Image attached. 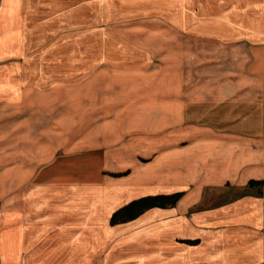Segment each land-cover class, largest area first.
<instances>
[{
  "label": "crops",
  "instance_id": "1",
  "mask_svg": "<svg viewBox=\"0 0 264 264\" xmlns=\"http://www.w3.org/2000/svg\"><path fill=\"white\" fill-rule=\"evenodd\" d=\"M48 14H165L157 26L172 38L167 60L181 68L168 71L166 91L147 92L161 138L144 151L150 162L132 161L113 209L110 188L101 199L78 184L64 200L62 189L36 183L21 196L33 167L9 154L13 162L0 166V264H264V0H0V60L15 56L27 26H48L40 17ZM13 89L20 93L0 87L8 102L0 107H14ZM123 95L121 110L140 108L136 94ZM133 124L125 132L138 131ZM177 193L173 208L111 224L134 201Z\"/></svg>",
  "mask_w": 264,
  "mask_h": 264
},
{
  "label": "rangeland",
  "instance_id": "2",
  "mask_svg": "<svg viewBox=\"0 0 264 264\" xmlns=\"http://www.w3.org/2000/svg\"><path fill=\"white\" fill-rule=\"evenodd\" d=\"M40 17L48 26H27L24 34L20 30L24 38L16 44L15 56L0 60V87L10 84L21 89L20 93L13 89L18 98L14 107H0V166L10 165L13 161L8 156L16 152V160L33 167L32 184L18 192L21 196L36 183H47L62 189L65 200L79 184L95 187L101 199L112 192L113 209L122 198V183L132 174V161L150 162L146 158L150 151H144L161 138L151 132L147 92L157 87L166 91L168 71L181 68L167 60L165 40L172 38L166 26H157L169 16ZM88 22L92 26H84ZM93 34L100 37L89 43L88 36ZM103 40L109 44L103 45ZM89 60H95L91 69H87ZM122 89L137 95L142 103L138 110H121L122 103L129 101L121 96ZM7 103L6 97L0 98V104ZM132 122L140 125L138 131L125 132ZM135 150H143V158ZM104 188L111 192L101 191ZM12 199L1 203L13 204Z\"/></svg>",
  "mask_w": 264,
  "mask_h": 264
},
{
  "label": "trees",
  "instance_id": "3",
  "mask_svg": "<svg viewBox=\"0 0 264 264\" xmlns=\"http://www.w3.org/2000/svg\"><path fill=\"white\" fill-rule=\"evenodd\" d=\"M260 185L261 184L258 182H251L249 184L250 188H254ZM183 196L184 193H177L169 196L148 197L134 201L114 213L111 220V224L113 226H116L119 224L132 222L151 209L173 208L179 203Z\"/></svg>",
  "mask_w": 264,
  "mask_h": 264
}]
</instances>
